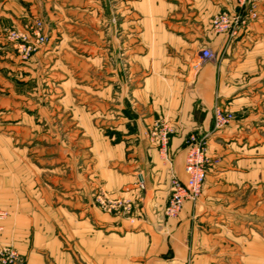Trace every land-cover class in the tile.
Segmentation results:
<instances>
[{
    "label": "crops",
    "instance_id": "crops-1",
    "mask_svg": "<svg viewBox=\"0 0 264 264\" xmlns=\"http://www.w3.org/2000/svg\"><path fill=\"white\" fill-rule=\"evenodd\" d=\"M236 9L237 0H0V60L32 73L51 67L64 90L60 116L69 110L74 121L58 150L44 153L41 193L29 183L19 195V179L7 186L6 200L0 191L9 211L0 248L12 246L25 264H264V247L231 235L236 229L227 225L244 209L257 211L258 194L244 200V192L264 182V171L238 177L223 166L228 141L238 139L248 112L259 121L264 104V82L245 81L257 69L264 73L258 66L264 0L247 30L235 38L216 34L212 18ZM34 18L46 23L49 41L21 65L2 31ZM204 47L215 59L194 73L191 64ZM216 104L247 117L211 136L218 164L209 168L200 197L167 219L170 178H186L185 140L212 130ZM156 122L174 128L167 161L148 139ZM258 127L253 136L264 131ZM100 192L132 202L131 214L100 209Z\"/></svg>",
    "mask_w": 264,
    "mask_h": 264
},
{
    "label": "rangeland",
    "instance_id": "rangeland-1",
    "mask_svg": "<svg viewBox=\"0 0 264 264\" xmlns=\"http://www.w3.org/2000/svg\"><path fill=\"white\" fill-rule=\"evenodd\" d=\"M4 43L7 44L6 47L9 46L13 50L10 43L6 40ZM15 53L21 65L26 64L31 58L23 59L16 51ZM0 61L2 65L0 66V191L3 190L1 193L6 200L7 186L15 183L17 179L20 180L19 195H26L29 183L31 188L35 187V190L42 192V182L48 174L41 169L43 162L46 161L44 153L58 150V147L64 143L68 131L74 127V121L70 120L69 110L60 116L58 101L64 94V90H60L57 72L51 67V69L43 70V67L36 66L32 73V70L27 71L24 68L17 70L13 59L4 58ZM258 66L264 70L262 59H259ZM245 81L261 84L264 82V73L261 69H257L254 74L247 75ZM259 105V121L251 120L248 112V118L241 126L238 139L228 141V144L233 145L226 160L223 161V166L231 172H236L233 175L238 177L240 176L238 173H246L249 170L259 171V173L264 171V131L260 128L258 137L252 134L257 124L259 127L264 126V104L261 102ZM43 111L49 113L48 120L43 116ZM247 114L244 111L238 115L234 113L235 120L240 121L241 116L247 117ZM66 144L71 146L69 143ZM220 162L222 161L219 160ZM50 175L52 177L55 174ZM258 178L262 180L261 175H258ZM250 192L258 194L259 202H261L257 211L253 213L246 209L237 211L238 215L235 214L237 216L231 218L227 225L236 229V232L231 235L241 237L243 242L258 241L264 247V201L262 203L264 182H259L257 187H246L244 200ZM54 193L52 205L56 208L59 206L58 190H54ZM0 210L6 214L4 219L0 220L1 231L8 220L9 211L5 205L2 206L1 202ZM227 236L230 235L227 234ZM5 247L13 248L6 245L1 247L0 251ZM262 256L264 258V254Z\"/></svg>",
    "mask_w": 264,
    "mask_h": 264
},
{
    "label": "built area",
    "instance_id": "built-area-1",
    "mask_svg": "<svg viewBox=\"0 0 264 264\" xmlns=\"http://www.w3.org/2000/svg\"><path fill=\"white\" fill-rule=\"evenodd\" d=\"M258 3L259 0H237V9L234 13L222 11L212 18V30L216 34L227 33L231 38L237 37L239 33L247 30L251 22L258 19ZM45 27L44 20L34 18L20 29H6L3 31V37L20 57L28 59L47 45L49 37ZM214 59L215 55L209 48H202L191 64V71L196 73L203 65ZM212 113V130L192 132L185 140L186 178L185 180L176 176L170 178L168 198L164 207V215L167 219L177 218L187 201L194 202L200 197L209 168L218 164V159L210 155L209 140L214 133L233 122L235 116L217 104L214 105ZM173 132V126L168 122H156L148 131L150 143L165 161L168 160V144ZM95 201L100 209L108 213L128 216L133 210V204L129 200H113L104 192H100ZM5 215L0 210V220H3ZM0 264H25V261L13 248L5 247L0 251Z\"/></svg>",
    "mask_w": 264,
    "mask_h": 264
}]
</instances>
